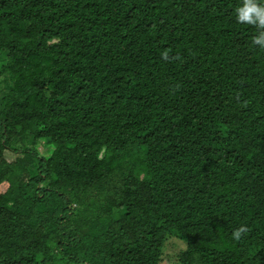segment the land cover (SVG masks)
Returning <instances> with one entry per match:
<instances>
[{
  "label": "trees",
  "instance_id": "obj_1",
  "mask_svg": "<svg viewBox=\"0 0 264 264\" xmlns=\"http://www.w3.org/2000/svg\"><path fill=\"white\" fill-rule=\"evenodd\" d=\"M240 3L0 0V264H160L169 236L175 264H264Z\"/></svg>",
  "mask_w": 264,
  "mask_h": 264
},
{
  "label": "clouds",
  "instance_id": "obj_2",
  "mask_svg": "<svg viewBox=\"0 0 264 264\" xmlns=\"http://www.w3.org/2000/svg\"><path fill=\"white\" fill-rule=\"evenodd\" d=\"M235 18L238 23L254 26L256 34L252 38V45L264 49V0H241L240 5L235 9ZM162 59L169 60L167 51L161 54ZM179 60L180 56L172 57ZM249 231L246 225H240L231 233L234 240L239 241Z\"/></svg>",
  "mask_w": 264,
  "mask_h": 264
},
{
  "label": "rangeland",
  "instance_id": "obj_3",
  "mask_svg": "<svg viewBox=\"0 0 264 264\" xmlns=\"http://www.w3.org/2000/svg\"><path fill=\"white\" fill-rule=\"evenodd\" d=\"M184 248V240H181L175 236H169V238L163 245L160 264H175L178 258V253Z\"/></svg>",
  "mask_w": 264,
  "mask_h": 264
}]
</instances>
